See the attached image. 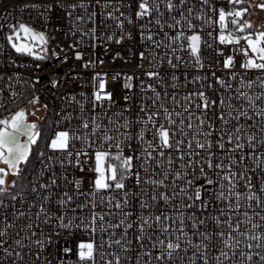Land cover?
<instances>
[{"label": "snow or ice", "instance_id": "6c2138e0", "mask_svg": "<svg viewBox=\"0 0 264 264\" xmlns=\"http://www.w3.org/2000/svg\"><path fill=\"white\" fill-rule=\"evenodd\" d=\"M92 4L93 0H19L12 12L5 8L0 16V33L4 37L0 50L7 47L17 56L35 61L48 59V28L54 18L59 19L58 10H63L72 24V34L79 31L81 39L90 37L94 42L120 45L133 38L132 31L125 29L128 25L137 27L140 40L155 49L137 53L129 49L138 58V69H144L145 60L155 69L141 74L151 82L122 71L112 74V82L122 80L125 90L124 106L119 112L109 114L116 100L106 72H96L91 78L89 115L84 114V104L75 95L62 97L80 107L76 117L79 124L75 129L54 130L45 145L47 152L39 148L41 131L35 122H29L27 108H17L0 118V264H37L42 251L52 246L53 237L60 236V231L45 235L40 228L41 224L51 228L53 222L69 235L72 229H81L90 238L79 240L75 250L65 244L55 253L50 252L44 264H124L132 260L130 232L139 246L135 264H141L143 257L147 258L143 264H210V259L215 264H253L254 258L264 264V223L253 222L264 221V151L260 150L264 149V107L260 106L264 103V25L254 27L251 20L245 19L250 8L264 11V2L252 5L250 0H135L136 10L126 15L121 9L131 8V3L104 0L101 4L95 0L106 29L99 36L97 12L89 11ZM78 9L83 13L75 15L73 21ZM25 10L34 12L30 20L14 16V12ZM144 20L160 31L145 28L141 23ZM84 24L92 26L84 31L79 27ZM54 30L62 28L56 25ZM214 44L232 46L231 52L226 54L221 47L214 49ZM70 47L77 49L80 45ZM205 50L222 57L216 62L222 65L219 75L212 60L205 62ZM237 50L242 56L238 67ZM74 54L82 67L96 66L92 59L84 61L81 51ZM52 55L59 54L53 51ZM112 58L130 62L119 51ZM63 60L67 61L68 56ZM15 63L8 61L9 66ZM165 64L170 74L160 70ZM181 66L196 70L190 80L189 73H183L182 85L175 74ZM35 67L39 68V64ZM251 73L255 77L246 78ZM14 77L21 79L18 72L8 75L7 83L0 88V95L7 89L13 101L23 96L13 89ZM2 79L4 73L0 72ZM38 81L36 77L31 86ZM58 83L51 81L53 87ZM189 84L196 87L179 96L176 91H168L178 85L187 88ZM136 87L142 102L132 118L130 93ZM79 95L87 101L85 93ZM169 96L171 108L167 105ZM39 99L34 95L27 103L35 106ZM233 101L244 103L238 106ZM105 106L109 111H104ZM4 107L0 104V108ZM43 107L47 110L48 105ZM97 108L101 109L99 114ZM62 118L70 122L74 116L65 113ZM216 121L221 125L219 129ZM232 121L235 124L229 128ZM56 124L59 126V120ZM77 141L82 145L80 149L72 147ZM33 146L38 149V167L26 177ZM246 160H251L254 167L249 168ZM67 167L83 175H73L69 180ZM257 169L261 173L259 189L252 183ZM61 180L70 191L61 188ZM241 181L243 191L239 190ZM84 184L88 185L87 192L82 191ZM133 187L135 191H131ZM82 196L88 197L87 202L72 208L76 198ZM161 202L170 205V210L158 207ZM84 209L89 210L87 218L76 214ZM69 212L73 215L65 222ZM114 246L119 251H109ZM26 255L34 260L27 261Z\"/></svg>", "mask_w": 264, "mask_h": 264}, {"label": "built area", "instance_id": "2783aa9c", "mask_svg": "<svg viewBox=\"0 0 264 264\" xmlns=\"http://www.w3.org/2000/svg\"><path fill=\"white\" fill-rule=\"evenodd\" d=\"M19 0H3L2 3H0V16H3L5 13V8H7V11L12 12L13 11V5L17 4ZM24 2H40V0H24ZM104 0H100V3L103 4ZM124 4L127 5L129 3L132 4L131 8L125 7L124 9H121L125 11L126 15L129 13H134L136 10V5H135V0H123ZM193 3L196 2V0H192ZM261 2H264V0H250V3L252 5L259 4ZM96 11L97 16L95 17V24L97 27V33L96 35L99 36L101 32L106 31L104 28V25L101 23L102 20H104V17L100 14V7L99 5L95 4V0H93L92 6L89 8V11ZM111 10V9H109ZM31 13V15H30ZM83 10H77L76 13L73 16V21L75 20V15L82 14ZM32 15H34V12L32 10H25L23 13L19 12H14V16L17 19H23V20H30L32 18ZM56 16L59 17V19L54 18L52 24L48 28V34H49V44H48V59L44 61H35L31 57H26V56H17L14 51L11 49H8L5 47L3 50H0V72L4 73V79L0 80V88H3V86L7 83V76L12 75L13 73L18 72L20 74L21 79L19 81L15 80V77L13 79L12 85L13 89L16 90L17 92L23 93V84L24 82L29 83L32 85V83L35 81L36 77H39V81L35 83L34 88V94L35 96H39V102L42 105L47 104L48 108L51 111V118H50V124L48 127V132H47V138L46 142L48 139L51 137L53 134L54 130H60L61 128H70V129H75V127L79 124V119L76 118L80 112V107L73 103L70 99H62V97H71L72 95L76 96V99L80 101L82 104H84V114L89 115L92 112V105H91V78L96 72H106L108 73V81L111 84L114 93H115V100L116 104L111 108L109 111L107 109V106H105L104 111H109V114H113L115 112H119L121 108L124 106V102L122 100V96L124 94V89L122 88V80H117L114 83L112 82V74L114 72H126L128 74H133V75H140L141 79H145L146 82H151L148 81L146 78H144L141 74L144 70H155L151 68L147 60L144 62V69H138L136 65L138 64V58L131 54V53H137L138 51H153L154 46L151 45L150 43L147 42H142L139 38V29L137 27H130L128 25L125 26V29L128 31H132L133 33V38L131 40L126 39L122 44L117 45L113 42H100V41H92L90 37H84L81 39V35L79 31L75 32V35L72 34V24L68 21V19L64 16L63 10H58L56 11ZM133 19L135 21V17L133 16ZM246 19V17H245ZM109 25L112 24L111 21H105ZM195 22V21H194ZM145 25V28H151L154 33H158L160 30L154 25L150 24L148 20L141 21ZM56 25H59L60 28H62V31H55L54 28ZM91 24H84V25H79L81 29L84 31H87L89 28H91ZM115 31V29H112ZM164 31H168L167 28L164 29ZM208 31H211V29H208ZM215 34V33H214ZM157 39H160V36L156 37ZM207 39V37H205ZM79 44L80 47L77 49H74L70 47L73 44ZM96 43V47L93 48L92 44ZM209 43H212L211 40H209ZM244 41H241V44H243ZM0 44H4V37L3 34L0 33ZM216 47H221L223 48V51L227 54L231 52L232 46H220L218 44H214L213 48L215 49ZM129 49L131 50V53L129 52ZM79 50L83 53V60L87 61L88 59H92L96 61V66L95 67H89V68H84L82 67V62L79 60L75 59V51ZM55 51L58 53V56H53L52 53ZM119 51L121 53V56L126 58L130 62H125V59L122 58H117L113 59L112 57L114 54ZM160 51H163L161 49ZM179 54V53H177ZM67 55L68 60L64 61L63 57ZM204 59L205 62L207 63L209 60H212L216 70L217 74H220V70L222 65L220 63H216L217 61L222 60V57L216 56L213 50H205L204 53ZM187 59V56L184 57ZM15 60L16 63L12 64L9 66L8 61L9 60ZM242 59L241 54H239L238 50L236 53V61H237V67L239 65L240 60ZM100 61H103L101 64ZM36 64H39V68L35 67ZM71 70V71H70ZM162 73H168L170 74L171 70L168 68L167 64H165L161 69ZM187 71L189 73L188 79L190 80L192 75L195 74L196 70L192 68L185 69L183 66H181L177 71L176 75L180 77V82L181 85L184 80L183 73ZM208 69L206 68L204 72L206 73ZM255 73L247 74L246 78H254ZM52 80H57L59 83L53 87L51 85ZM137 83L138 82H135ZM171 83V81H169ZM83 85V86H82ZM196 85H191L189 84L187 88H184L180 85H178L177 89H171L169 88L168 91L171 94L172 91H176L178 96L180 94L186 93V91L191 90L195 88ZM159 90V89H158ZM254 91H260L259 88H254ZM85 93L87 97V101L82 98L79 93ZM133 96V99L129 101V104L131 105V114L132 118H135V114L138 112V104L141 103L142 101L139 99L140 93L138 90V87L134 88L132 92L130 93ZM20 97H17L15 101H13L10 97V93L7 89L3 91V94L0 95V104L5 105L4 108H0V113L10 107L12 104L17 103L20 100ZM233 103H236L239 105H242L244 102H236L233 101ZM260 103V102H258ZM167 105L171 108V100L170 96L167 101ZM261 107H264V103L260 105ZM178 110V109H177ZM101 112L100 108L96 109V113L99 114ZM59 113V115H57ZM67 114H72L74 116L73 120L68 122L65 121L62 117L63 115ZM9 115V113H4L3 115H0V118H3L4 116ZM125 115H129V113H125ZM113 119H116L115 116H113ZM59 120V126H57L56 121ZM244 121L242 120L241 123ZM104 123H107L105 120ZM249 123H253V121H249ZM255 123H259V120L255 121ZM235 124V121H232V123L228 126L229 128L232 127V125ZM216 126L217 129L221 127L219 121H216ZM135 126L133 127V132H135ZM150 138V137H149ZM212 139L215 141V135L212 137ZM44 144L43 149L47 152L48 150L46 149ZM132 143L135 146V140L132 141ZM81 143L80 142H75L73 144V148L75 149H80L81 148ZM230 147V145L228 146ZM264 151V149H260ZM216 151V149H214ZM247 151V149H245ZM51 154V153H49ZM125 154L127 155V149H125ZM219 156L220 154L217 153ZM245 164L249 168L254 167L253 162L251 160H246ZM38 167V164L35 165L34 169ZM58 167V166H57ZM66 173L68 174V179L71 180L73 175L80 176L83 175V173H80L78 170L72 168V167H67L66 168ZM85 173H88V168L85 167ZM89 175H91L89 173ZM261 175L260 170L257 169L255 174L252 176V183L256 186L257 189L260 187V180L258 177ZM61 188L66 189V190H71L69 186L65 185L64 182L61 180L60 181ZM129 184H132V181H129ZM243 182L241 181V186L239 190L243 191ZM88 190V185L84 184L82 186V191L87 192ZM136 189L133 187L131 188V191H135ZM59 191V190H56ZM88 197L82 196L76 198L74 203L71 205L72 208L76 207L77 203H86ZM97 201L99 202V196L97 197ZM26 207V206H25ZM100 208H103L105 212L109 211L104 205H100ZM162 208L164 211H169L170 210V205L165 206L163 205V202L158 206ZM16 208L20 209L21 205L19 203L16 204ZM99 210V209H98ZM126 211L129 209H125ZM114 213L117 211L115 209H112ZM243 211V209L241 210ZM259 211V209H258ZM77 215H82L85 218L89 216V210L84 209L81 212L76 213ZM212 214H215V209H212ZM264 215V212L261 213ZM73 215V213L69 212L67 214V217L65 219V222H67V218H70ZM132 219L134 220L135 217L133 216ZM78 222V221H77ZM113 222H115V219H113ZM254 223H264V221H259V220H254ZM2 226V225H0ZM40 228L45 232V235H48L52 231H60V236L59 237H53V244L51 247H49L47 250L42 251L41 257L37 264H44V258L49 256V253H55L59 247L64 246L65 244L69 247H72L75 250V245L78 243L79 240L81 239H89L90 236L88 233L82 231L81 229H72L71 230V235H69L68 231L65 230H60L56 228L55 222H53V226L51 228L41 224ZM203 231V229H201ZM264 230V229H261ZM15 231V229L11 230ZM121 230H117V236H119V232ZM23 235V233H22ZM107 239V236L104 237ZM97 242L100 240V236L97 234L95 237ZM129 240H133L132 244V249L133 251L129 253V255L132 256L131 261H125L124 264H135V253L136 251L139 250L138 244L134 241L133 239V233L130 232L128 236ZM146 247H148V243L145 242ZM243 246V245H242ZM256 250V249H254ZM27 249H25V254L27 253ZM109 251H119L118 248L115 246L113 249H109ZM264 254V252H262ZM211 255V254H210ZM70 258L72 260H76V257L74 255H71ZM146 257L142 258L141 264H143V260H146ZM239 259V257H237ZM26 260L27 261H33L34 257L33 256H27L26 255ZM99 260V258H98ZM197 264H200L199 261H197ZM210 264H215L214 261H211L210 259ZM253 264H260V261L256 258H254Z\"/></svg>", "mask_w": 264, "mask_h": 264}, {"label": "trees", "instance_id": "16d2710c", "mask_svg": "<svg viewBox=\"0 0 264 264\" xmlns=\"http://www.w3.org/2000/svg\"><path fill=\"white\" fill-rule=\"evenodd\" d=\"M34 88L29 84L24 82L23 84V96H21L20 100L17 103L12 104L10 107L4 109L0 115H3L4 113H10L12 111H15L17 108L23 107L24 104L27 103V100L31 99L32 96H34ZM50 118H51V111L50 109H47V114H46V118L42 127V138L39 140V148L43 149L44 144L46 142V138H47V132H48V127L50 124ZM34 151H33V155L31 157V163H29L27 165V171L25 173V176L27 177L34 169L35 165L37 164V160L35 157V153L36 151H38V149L34 146ZM27 181H25L26 183Z\"/></svg>", "mask_w": 264, "mask_h": 264}, {"label": "rangeland", "instance_id": "374dc122", "mask_svg": "<svg viewBox=\"0 0 264 264\" xmlns=\"http://www.w3.org/2000/svg\"><path fill=\"white\" fill-rule=\"evenodd\" d=\"M257 12V8L253 7V8H250L249 9V15L246 16V19H249V20H252L253 23L255 24V16L258 15V13L256 14ZM24 108H27L29 110L30 113H33V108H35V112L34 114L37 115V121H42L44 120L45 121V118H46V114H47V110L43 107V105L39 102L38 104H36L35 106L33 105H29L28 103L24 104L23 106ZM32 120H36L35 118H32ZM36 147V146H35ZM33 151H34V148H33ZM0 166H3V165H0ZM13 177H9V180H11Z\"/></svg>", "mask_w": 264, "mask_h": 264}, {"label": "flooded vegetation", "instance_id": "af4514ba", "mask_svg": "<svg viewBox=\"0 0 264 264\" xmlns=\"http://www.w3.org/2000/svg\"><path fill=\"white\" fill-rule=\"evenodd\" d=\"M258 13L257 16H255V24L253 23L254 27H258L260 25H264V11H261L257 8V12L256 14ZM252 21V20H251ZM253 22V21H252ZM39 123L38 125V129L41 131L42 133V127H43V124H44V120L42 121H37ZM34 147V146H33Z\"/></svg>", "mask_w": 264, "mask_h": 264}, {"label": "water", "instance_id": "95a60500", "mask_svg": "<svg viewBox=\"0 0 264 264\" xmlns=\"http://www.w3.org/2000/svg\"><path fill=\"white\" fill-rule=\"evenodd\" d=\"M28 120L29 122H35L37 125H39V123L37 122V115L36 114H33V113H30L29 110H28ZM32 118H35L36 120H32ZM23 167V166H22Z\"/></svg>", "mask_w": 264, "mask_h": 264}]
</instances>
